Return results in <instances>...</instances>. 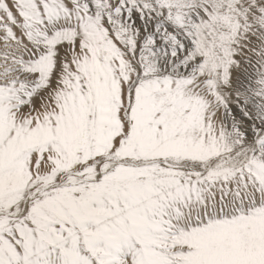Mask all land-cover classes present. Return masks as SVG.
Listing matches in <instances>:
<instances>
[{
  "label": "snow or ice",
  "instance_id": "obj_1",
  "mask_svg": "<svg viewBox=\"0 0 264 264\" xmlns=\"http://www.w3.org/2000/svg\"><path fill=\"white\" fill-rule=\"evenodd\" d=\"M0 264H264V0H0Z\"/></svg>",
  "mask_w": 264,
  "mask_h": 264
}]
</instances>
